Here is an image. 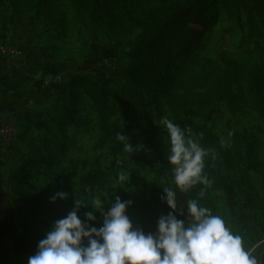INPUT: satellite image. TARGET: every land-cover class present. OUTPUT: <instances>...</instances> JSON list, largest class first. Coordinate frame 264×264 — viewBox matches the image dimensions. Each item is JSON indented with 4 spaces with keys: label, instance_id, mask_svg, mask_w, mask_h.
Wrapping results in <instances>:
<instances>
[{
    "label": "rangeland",
    "instance_id": "obj_1",
    "mask_svg": "<svg viewBox=\"0 0 264 264\" xmlns=\"http://www.w3.org/2000/svg\"><path fill=\"white\" fill-rule=\"evenodd\" d=\"M177 1L182 0H132L128 2V9L140 17L161 4ZM207 3L210 12L205 22L212 17L215 20L204 33L201 47H189L173 59L170 72L180 63L187 66L188 72L197 71L198 60L202 62L204 58L213 60L221 56L232 58L243 66L259 63L264 53V21L252 1L223 4L220 0H207ZM57 6L64 16L57 13L48 18V7L39 0H32L21 15H13L8 2H0V186L11 203L15 223L14 236L3 238L7 264L20 261L28 264V258L35 254L40 241L36 225L30 234L29 250L16 251L19 230L25 223L24 200L32 197L31 190L25 188L27 186L46 188L48 198L56 192L67 193L63 200H49L56 220L64 218L73 209L76 198L88 204L94 198H103V208L107 211L115 189L124 184L132 186L140 197L149 196L153 180L158 177L159 183L172 189L167 134L157 124L162 116L179 124L186 135L194 139H197L194 125H206L220 139L228 141V147L221 150L214 165L219 184L200 204L211 208L213 214L223 217L234 232L244 236L246 246L259 244L256 252L264 260V117L252 107L251 97L242 82L232 84L234 101H220L193 112L174 114L164 100L153 94L151 83L138 81V91L154 120L156 135L144 138L145 147L139 150H135L139 142L132 144L134 151L130 154L124 152L123 143L118 140L101 143L96 110L92 101L82 95L75 106L73 122L67 126L70 140L58 165L48 173L33 167L32 177L25 187L14 181L16 168L28 157L26 143L43 133L35 123L19 118L23 109L40 110L43 118L62 113L66 105L64 97L71 91L69 82L74 75L105 77L120 74L128 64L125 54L128 41L137 34L135 31L120 40L94 34L74 23L67 2H58ZM196 29L201 31L203 26H196ZM192 56L197 58L196 62H191ZM178 91L176 86L171 87V92ZM251 153L256 155L255 161L248 158ZM120 159L122 164H118ZM93 168H99L109 176L108 190L86 197L80 185L84 175ZM118 173L129 176L128 181L120 183ZM12 187H17L25 197L11 190ZM160 194L165 196L164 191ZM89 211L101 216L91 205H81L78 218L83 222L84 214ZM169 211L166 201L161 199L155 210L132 214L130 221L145 233H154L159 217ZM177 219L185 220L179 215Z\"/></svg>",
    "mask_w": 264,
    "mask_h": 264
},
{
    "label": "trees",
    "instance_id": "obj_2",
    "mask_svg": "<svg viewBox=\"0 0 264 264\" xmlns=\"http://www.w3.org/2000/svg\"><path fill=\"white\" fill-rule=\"evenodd\" d=\"M8 2L13 15H21L27 11L32 0H0ZM48 7L49 17L64 13L57 6L58 2H67L72 10V20L94 34H103L114 40L128 37L137 31L135 37L128 41L126 58L127 67L120 74L105 77L78 73L74 75L71 91L65 97V107L62 113L49 118H43V112L35 108H24L20 119L35 123L43 129V133L26 143L28 157L16 168L15 180L18 185L26 186L32 177L33 167L48 173L58 165L65 154L66 145L70 140L67 126L73 122L76 112L75 106L79 98L84 95L92 101L96 110L101 143L117 141V134L121 132L131 144L143 142L144 138H153L156 127L153 118L145 109L138 91V81L151 83L153 94L164 100L174 114L178 112H193L220 101H234L235 93L232 84L244 83L246 92L251 97L252 107L264 117V53L259 63L243 66L232 58L224 56L219 59L204 58L196 62L198 70L187 71L183 63L176 65L170 72L171 61L189 47L199 49L201 40L207 28L213 24L215 17L205 22L210 6L207 0H182L160 6L138 17L128 9V2L132 0H39ZM217 1V0H215ZM226 4L236 0H220ZM255 10L260 13L264 21V0H251ZM60 17V18H61ZM53 22L50 20V23ZM203 26L199 31L196 26ZM176 86L179 91L171 92ZM193 130L202 147L213 150L205 158L204 172L212 180L210 186L197 184L187 193L180 191L172 182V190L176 193L179 207H186L189 199L206 200L219 184V178L214 171V165L219 160L222 147L220 138L206 125H194ZM202 134V137H201ZM254 161L256 155L251 153ZM259 163V162H258ZM1 178V176H0ZM247 178L250 179L249 176ZM109 176L99 168H93L84 175L80 188L86 197L94 192L108 190ZM31 190L30 200H24L26 211L24 227L19 230L16 251L27 252L31 246V232L37 225L39 239L44 238L45 232L56 221L54 208L49 204L46 188L25 187ZM165 186L159 183V177L153 180L148 197H140L132 186L124 184L114 191L121 201H131L126 207V214H141L155 210L157 202L162 199ZM201 189L204 196L199 195ZM20 195H25L12 187ZM114 197L110 203L114 202ZM25 199V198H24ZM179 215L177 212H174ZM95 221H88L90 226H102V217L95 215ZM186 220L187 211L179 215ZM15 223L11 203L0 186V261L7 264L3 238L14 236ZM17 264H26L20 261Z\"/></svg>",
    "mask_w": 264,
    "mask_h": 264
},
{
    "label": "clouds",
    "instance_id": "obj_3",
    "mask_svg": "<svg viewBox=\"0 0 264 264\" xmlns=\"http://www.w3.org/2000/svg\"><path fill=\"white\" fill-rule=\"evenodd\" d=\"M157 124L167 134V160L172 165L175 186L185 193L197 184L210 186L212 180L204 169L210 152L215 158L213 150L202 147L198 139L186 135L179 124L167 117L162 116ZM117 140L123 143L124 152L134 151L121 132ZM220 144L225 147L228 141L221 139ZM141 147L137 145L135 150ZM117 179L126 183L129 176L118 173ZM163 191L162 199L170 211L159 217L154 233L133 226L126 214L131 201H121L118 195L107 211L103 198H94L90 204L76 198L73 209L50 225L28 264H264L256 252L260 245L246 246L244 236L234 232L211 208L196 199H189L186 207L178 208L175 191L170 188ZM199 195L204 196L203 189ZM66 197L67 193L56 192L49 200L55 202ZM81 205H91L99 211L102 226L89 225L88 221L96 220L92 211L84 214L82 222L77 215ZM185 209L187 223L174 215V212L183 215Z\"/></svg>",
    "mask_w": 264,
    "mask_h": 264
},
{
    "label": "built area",
    "instance_id": "obj_4",
    "mask_svg": "<svg viewBox=\"0 0 264 264\" xmlns=\"http://www.w3.org/2000/svg\"><path fill=\"white\" fill-rule=\"evenodd\" d=\"M139 145H142L141 148H144L145 147V143L144 142H141ZM118 164H122V160H118Z\"/></svg>",
    "mask_w": 264,
    "mask_h": 264
},
{
    "label": "water",
    "instance_id": "obj_5",
    "mask_svg": "<svg viewBox=\"0 0 264 264\" xmlns=\"http://www.w3.org/2000/svg\"><path fill=\"white\" fill-rule=\"evenodd\" d=\"M0 264H2V262L0 261Z\"/></svg>",
    "mask_w": 264,
    "mask_h": 264
}]
</instances>
